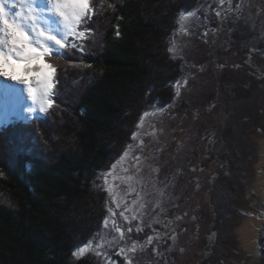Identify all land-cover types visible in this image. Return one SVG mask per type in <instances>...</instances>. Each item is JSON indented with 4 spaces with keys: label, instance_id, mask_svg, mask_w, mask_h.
<instances>
[{
    "label": "rangeland",
    "instance_id": "1",
    "mask_svg": "<svg viewBox=\"0 0 264 264\" xmlns=\"http://www.w3.org/2000/svg\"><path fill=\"white\" fill-rule=\"evenodd\" d=\"M114 1L117 3L115 2L113 5L118 6V4L123 5L126 0ZM139 1L150 11V15L154 20L156 14H158V17H161L160 15L165 13L170 5L175 8L173 3L176 4V0H159V2H157L158 4H154V2L150 0ZM177 1H179L177 3H181V13L175 14L174 17L171 16V19L173 18V20L169 21V29L166 31L164 40H161L160 48H162V50L158 51L159 53L162 52L164 55L161 62L165 64L171 61L175 67L182 70L186 69L188 75L191 74L189 70L193 67L203 69H200L201 71L196 70V75L191 77V79H193L192 85L195 83L207 85L205 92L199 91L195 92V94H193V91L191 92L196 100L195 103L202 100L200 98L203 97L202 94L204 93H217V95L220 93L223 94L222 104H220L219 107L222 108L223 112L222 119L224 123L222 125H224V131L228 130V132L224 134V131H221V125L219 124L217 126L216 129L218 131L215 133L217 144H215L216 146H214L215 148L213 147V150L217 149L215 151H219L221 157L225 158L224 160L222 159L223 164H225V161L229 162V166L231 167L230 170L232 172L231 178L225 179L223 184L224 190L220 192V196L217 193L215 196V198L217 197L218 199L217 203L219 205L218 218L213 222L212 219L206 216L207 224L209 220L212 221L215 223V228L219 231V240L213 258L202 259L203 256L201 255V252L204 240L201 241L202 238L199 240L196 239L198 234L197 225L194 221L190 224L187 223L190 237L187 239V231L186 233H181L180 236H182L183 242H191L193 245H188L189 247L191 246V248L187 253V256L193 259L192 264H196L199 260L202 262L198 264H264V0H227V4L224 3L222 6L220 5V0H195L197 1L196 5H186L188 2L186 0ZM88 2L92 14L93 8L96 9L98 2L97 0H89ZM113 5L109 7V10L114 7ZM185 7H188V9H182ZM100 8L101 12L96 10L94 13L93 19L95 21L92 25H96L99 27L100 31H102V28L104 27L103 19L107 15L104 16L105 6L100 4ZM179 10L177 13H179ZM217 11H220V16L216 15ZM163 28L165 29L166 27ZM105 29L106 27L103 28V30ZM94 34V32H90V39L85 40L82 51V44L79 43V41L74 44L69 52V55L73 56V58L66 62H59L60 65L58 66V70L55 71L53 87L56 91L64 89L67 92L69 98L66 99V102L71 108L74 107L73 104L77 102L79 95L82 93L81 89L83 87L73 86L71 89L72 81L69 80L67 75L69 72L72 73L73 71L74 74L77 73L78 65L82 63L84 55L88 53H85L86 46H90V43H92L90 51H95L94 47L97 45L98 39L93 37ZM100 39L98 48L101 47L102 49L104 46L102 45V38ZM246 40H250L252 44H254L251 47L250 54L244 52L243 48L238 50L239 43L242 44L241 47H244V41ZM76 45H79V47H76ZM259 48L260 51L257 52V49ZM246 54L248 56L251 55L252 59L249 61H251V63L254 62L255 64L252 63L251 65V63L248 62ZM214 57L220 58V60L217 61H220L218 67L224 62V64H228L221 69L222 72H219V70L216 69V66L213 65ZM46 62L51 63L52 58L48 57ZM160 69H165V67ZM56 73L60 74V77L57 76ZM204 73L205 75H203ZM194 78L196 80H194ZM92 79L94 80V77H92ZM247 80L250 81V85L246 87ZM218 81L220 82V85L219 87H216L215 83H218ZM84 83L85 80L79 85L83 86ZM146 83L149 82L146 81ZM210 83L214 87L211 86ZM149 85L151 84L145 85L142 93L137 92L134 96L143 97L145 95L146 101L153 96L158 97L159 92L152 91V87ZM233 91L236 93V98H233L232 96L231 98L228 97L231 93H234ZM207 96L209 95L207 94ZM213 98L214 97L212 96L207 99L208 101L213 102ZM246 98H248L249 102L245 101ZM204 104L205 102H202V105ZM57 106V102L54 99L53 108L46 112V120L47 118H53L52 123L44 127L40 121H34L33 123H38L36 126L33 125L36 128H39L38 131L40 134L36 135V137H30L29 140L25 141V144H28L30 150L36 151L39 156L43 155L47 157V159L49 157H56L57 152L68 153L73 148L74 151H79L75 140L78 130H74L73 124L70 126L67 122L66 127L62 129V124L64 125V123L61 122L62 116H59L60 109L56 108ZM27 110L31 112V110ZM224 112H227L228 114H224ZM231 112L232 114H230ZM124 113V117L120 115L118 120L122 124L129 123L136 115L135 112L132 114V110L130 112L131 114L126 110ZM57 117L60 118V121L57 120ZM29 119L39 120L33 116ZM212 119L213 118H210L209 121L211 122ZM67 126H70L72 129H67ZM178 126L181 129L178 131L180 136L186 135L187 131H182L184 128L183 125L178 124ZM126 131L127 133L129 131V127L127 126L125 127V132ZM174 136L175 134H173V137ZM5 138L6 134L1 133L0 167L3 166L5 161L9 164V161L6 160L5 156L3 157V152L5 150L10 151V143L5 145ZM12 140H14V137ZM35 142H37L38 146ZM208 144L212 146L211 141ZM175 147L180 148L179 145H176ZM20 154H24V152H21ZM226 155L228 158L227 160ZM118 159L111 164L112 166L115 164L113 167L114 169H112L115 170V179H118L117 175L119 173L117 172L120 169L118 166L121 164V162H118ZM172 160L175 163L179 159L177 160L175 156ZM205 166L214 168L215 164L212 160H207ZM223 168L217 169L218 173L221 174ZM203 171L204 173H200L202 176H209L211 173L208 168ZM190 173V171H186L185 178L182 176V180L180 181L184 183L185 180V183L189 184V187L191 186V181H188V178L190 175H193V173ZM102 180L103 173L98 176L96 182H102ZM119 182H121V180ZM126 186L124 189L129 187L128 184ZM206 189H209L212 193L215 191L212 189V184L210 182L206 185ZM195 191L197 192L194 194L196 197H202V195L205 196V198L207 197V200H209L207 203H209V205L211 202L210 200L214 199L211 198L214 195L210 194L211 197H209V195L205 194L207 192L202 194L200 189ZM3 196L5 197V195L2 194L0 201L7 199L3 198ZM194 205L196 206L197 203L195 202ZM147 207L148 206H146V208ZM74 208L75 207L72 206L70 211H75ZM157 208L154 207V205L148 208L151 212L150 217L146 221V225L150 226L152 223H155L154 220L159 213V209ZM84 210L87 214L89 212L88 206L87 209L84 208ZM105 210L106 209L104 208V211ZM127 210L129 217L137 222V217L135 216L137 215V210H135V207L132 209L126 207L125 211ZM176 210H181V208H176ZM117 211L120 212L119 210ZM104 214L103 217H105ZM106 219L101 218L100 223L96 225V227L100 229L97 228L98 230H96V227L94 229V234L96 231V237L98 235L97 238L99 241L97 242L96 240V242L99 244V250L108 251L110 249L109 252L121 256L124 260L128 258L130 264H165V259L158 255V251L156 250L157 245H153L152 248L154 249L150 250L148 244H145V242H148V237L151 235L147 232L138 233L133 228L130 230L131 227L128 224L122 226L121 220H117L116 223L113 224L111 223L112 221L109 223ZM63 221L66 224L74 223L73 219L67 218L66 220L64 217ZM179 221L176 223L177 227H179V225H184L185 220ZM178 229L182 230V228ZM100 231L105 233L104 237L101 235L102 232L99 233ZM174 231L175 229H163L160 233H157V238L163 237L162 239H164V237H168ZM208 232H211V230L206 227L203 233L206 234ZM94 234L90 239L93 238ZM211 234L212 233L209 235ZM201 237H203V235ZM79 241L76 243H83L82 247H86L84 251V254H86L80 257L96 264L97 262H94L93 258L100 256L98 255V252H96V255L92 258L87 256L90 253L87 250V246L89 247V240L87 242ZM165 254H169L168 250L165 251ZM172 257L173 256L170 258ZM177 259L184 261L182 257H177ZM95 260L98 261L97 259ZM169 260L172 261V259Z\"/></svg>",
    "mask_w": 264,
    "mask_h": 264
},
{
    "label": "trees",
    "instance_id": "2",
    "mask_svg": "<svg viewBox=\"0 0 264 264\" xmlns=\"http://www.w3.org/2000/svg\"><path fill=\"white\" fill-rule=\"evenodd\" d=\"M186 1V5L197 2ZM97 2L94 13L96 10L101 12L100 4L105 6L104 16H107L102 19L106 29L101 26L100 31L92 25L94 15L87 20L84 26V30H88L85 33L87 39H90V32L98 39L95 51H90L92 43L86 46L85 53H88L78 65L77 73L73 71L67 75L72 81L70 88L83 87L82 93L72 108L66 102L69 95L64 89L57 91L56 98V108L60 109L59 116L64 123L62 129L67 122L78 130L75 140L79 151L73 148L68 153L57 152L56 157L47 159L30 148L23 150L13 134L9 133L6 141L3 140L5 145L10 143V151L3 152L9 164L5 161L0 167V200L3 194L9 203L7 199L0 201V264H93L80 256L74 257L73 251L83 245L76 243L79 240H90L103 218L105 205L99 191L101 183L97 184L96 180L118 159L127 133L125 127L134 122L132 119L122 124L118 121L119 116L124 117L125 110L129 114L132 110V114L137 115L144 109L148 102L146 96L134 94L142 93L145 85L151 84L149 86H155V90L167 93L168 84L172 85L180 74V68L171 61L163 64L164 55L158 52L162 50L161 40L169 29V21L173 20L171 16L181 13L179 1L173 3L175 8L170 5L161 17L156 14L155 20L139 0H126L118 6L113 5L114 0ZM112 5L114 7L109 10ZM100 38L102 49L98 48ZM244 42V47L239 43L238 50L243 48L250 54L254 44L250 40ZM247 54L250 63L251 55ZM72 58L64 54L50 64L56 65L58 70L59 62ZM214 62L218 64L214 65ZM219 63L214 57L213 65ZM162 67L165 69H160ZM56 75L60 77V74ZM84 80L83 86L79 85ZM249 85L247 80L246 87ZM159 87L162 88L159 90ZM232 95L236 98L235 92ZM245 101L249 102L248 98ZM52 121L53 118L49 123H41L46 127ZM25 126L29 136L40 134L34 125ZM70 126L67 129L71 130ZM72 206L75 211H70ZM87 206L89 212L86 214L84 208ZM63 217L73 219L74 223L66 224Z\"/></svg>",
    "mask_w": 264,
    "mask_h": 264
},
{
    "label": "flooded vegetation",
    "instance_id": "3",
    "mask_svg": "<svg viewBox=\"0 0 264 264\" xmlns=\"http://www.w3.org/2000/svg\"><path fill=\"white\" fill-rule=\"evenodd\" d=\"M227 2V0H223L220 5L227 4ZM259 51L260 48L257 49V52ZM218 59L220 60V58ZM250 59H252L251 56ZM224 63L219 67L216 66L219 72H222L221 69L228 65ZM214 65L217 64L214 62ZM197 68L193 67L190 69V75L186 73V69H180V74L176 80L172 81L174 83L172 85L168 84L167 88L169 90H167V93L159 92L155 90V86H152V91L159 92V96L150 98L144 109L133 117L134 122L129 126V131L126 133L119 152L118 162H121V164L118 166L120 169L117 173L120 176L118 174V179H115V170H112L115 164L111 165L109 169L103 172V180L98 182L101 185H97L100 188L99 191L102 192L104 208L106 209L104 212L105 217L103 218H107V222L110 223L112 221L111 223L113 224L117 220H121L122 226L128 224L131 227L130 230L133 228L138 233L147 232L151 235L149 237L152 238V242H145V244H148L150 250L154 249L152 248L153 245H157L158 255L165 259V264L170 262L172 264H192L193 259L188 257L187 253L193 245L191 242H183L180 234L187 231L188 239L190 237L188 224L193 221L197 225L198 237L196 239L202 238L201 241L204 240L201 252L202 259L213 258L219 240V231L215 228V223H213L219 216L218 199L215 196L216 193L220 196V192L224 190L225 179H230L232 176L229 162L225 161V166L223 164L225 158L221 157L219 151H215L217 149L213 150V147L217 144L215 134L218 131L216 129L217 126L220 124L221 131H224V125H222L224 123L222 119L223 112L222 108L219 107L222 104L223 94L204 93L202 94L203 97L200 98L202 100L195 103L196 100L193 94L199 91L205 92L207 86L202 83L192 85L193 79L191 77L196 75L195 71L203 70L202 68ZM194 80L196 79L194 78ZM210 85L213 86L211 83ZM219 85V81L215 83L216 87H219ZM161 88L157 89L160 90ZM177 91H179V95H176ZM192 91L194 92L193 94L191 93ZM212 96L214 101H208L207 98ZM231 96H233L232 93L228 97L231 98ZM202 102H205V104L202 105ZM224 114L228 113L224 112ZM210 118H213L211 122L209 121ZM178 124L183 125L182 131H187L186 135L181 134L182 136H180L178 131L181 129ZM226 132L228 130L224 131V134ZM172 133L175 134L174 137ZM210 141L212 146L208 144ZM176 145H179L180 148L175 147ZM175 156L177 160L179 159L176 161L177 163L175 162L176 164L172 160ZM207 160L214 162V168L205 166ZM207 168L211 171L210 175L202 176L200 173H204L203 170ZM222 168L223 172L221 174L218 173L217 169ZM186 171H190V174L193 173L188 178V181H191L190 187L189 184L185 183V180L184 183L180 182L182 176L185 178ZM120 180L121 182H119ZM208 182L212 184V189L215 190L213 193L206 189ZM127 184L129 187L124 189ZM199 189L202 194L207 192L205 194L209 195V197L214 195L211 197L214 199L210 200V205L207 203L209 201L207 197L205 198L203 195L202 197H196L194 195L197 193L195 190ZM195 202L197 203L196 206L194 205ZM152 205L156 208L158 207L159 213L154 220L155 223L149 226L146 225V221L150 217L151 212L148 208ZM146 206L148 207L146 208ZM126 207L128 209L135 207V210H137V215H135L137 222L129 217L128 210L125 211ZM179 207L181 210H176ZM206 216L213 221H208L210 225L207 224ZM179 220H185V223L177 227L176 223ZM206 227L211 232L204 234L203 231ZM97 228L96 230L100 229ZM178 228H182V230ZM163 229H175V231L168 237H164V239H162L163 237L157 238V233H160ZM99 233L104 237L105 233L103 231ZM210 233L212 234L209 235ZM95 234L89 240L87 250L91 254L89 253L87 256L92 258L98 252L101 257L93 258L94 262L98 264H130L128 258L124 260L121 256L109 252L110 249L108 251L99 250V244H97L99 241L98 235L96 237ZM202 235L204 238L201 237ZM188 245L191 246L189 247ZM167 250L169 252L168 255L165 254ZM85 254L82 252L79 256ZM171 256L173 257L170 258ZM177 257H182L184 261L177 259ZM169 259H172V261ZM201 262L199 260L196 264Z\"/></svg>",
    "mask_w": 264,
    "mask_h": 264
},
{
    "label": "snow or ice",
    "instance_id": "4",
    "mask_svg": "<svg viewBox=\"0 0 264 264\" xmlns=\"http://www.w3.org/2000/svg\"><path fill=\"white\" fill-rule=\"evenodd\" d=\"M21 3L22 9L15 14L14 19L9 17L3 6H0V76L12 80L19 79L20 83L28 85V92L33 101L39 102L41 110H46L52 106L50 103L52 77L56 70L51 64H45L43 61L51 51L49 42H54L61 49L65 44L55 36L46 35L44 31L38 29L36 20L33 19L35 14L33 11L24 12L23 9L27 6L24 0H21ZM54 9L63 19L67 32L82 38L83 33L76 31V25L91 15L88 0H54ZM216 15L220 16V11H217ZM31 34H34V38H30ZM18 66H22L20 76L17 75ZM176 95H179V91ZM148 242H152L151 237L148 238ZM84 251V247H78L73 251V256H79Z\"/></svg>",
    "mask_w": 264,
    "mask_h": 264
},
{
    "label": "bare ground",
    "instance_id": "5",
    "mask_svg": "<svg viewBox=\"0 0 264 264\" xmlns=\"http://www.w3.org/2000/svg\"><path fill=\"white\" fill-rule=\"evenodd\" d=\"M161 77H162V76H161ZM9 95H10V97H14L13 94H12L11 92H10ZM38 100H39V96H38Z\"/></svg>",
    "mask_w": 264,
    "mask_h": 264
}]
</instances>
